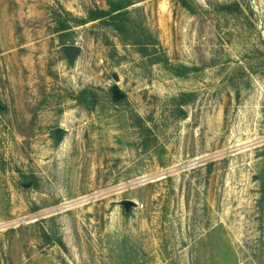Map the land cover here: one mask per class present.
Wrapping results in <instances>:
<instances>
[{
    "label": "rangeland",
    "instance_id": "374dc122",
    "mask_svg": "<svg viewBox=\"0 0 264 264\" xmlns=\"http://www.w3.org/2000/svg\"><path fill=\"white\" fill-rule=\"evenodd\" d=\"M136 1L168 68L0 0V264H264V0Z\"/></svg>",
    "mask_w": 264,
    "mask_h": 264
},
{
    "label": "trees",
    "instance_id": "16d2710c",
    "mask_svg": "<svg viewBox=\"0 0 264 264\" xmlns=\"http://www.w3.org/2000/svg\"><path fill=\"white\" fill-rule=\"evenodd\" d=\"M184 8L192 11L191 0H179ZM136 0H108L107 9H92L86 18H75L65 12L67 18L57 21L58 32L61 33V43L66 45L67 36L77 27L98 23L114 31L124 45L137 49L141 57L151 65H164L170 67L169 58L161 45L159 39L147 26L140 8H135ZM227 13H235L233 9L242 12L239 3L223 6ZM91 93L84 91L80 94L81 101H89ZM195 99L194 94H183L180 99L181 105H188ZM1 109V108H0ZM149 132V130H147ZM32 187H35L33 182Z\"/></svg>",
    "mask_w": 264,
    "mask_h": 264
},
{
    "label": "water",
    "instance_id": "95a60500",
    "mask_svg": "<svg viewBox=\"0 0 264 264\" xmlns=\"http://www.w3.org/2000/svg\"><path fill=\"white\" fill-rule=\"evenodd\" d=\"M67 50L71 53L79 51V48L77 47H67ZM59 131V130H58ZM127 206H132V203H126Z\"/></svg>",
    "mask_w": 264,
    "mask_h": 264
}]
</instances>
